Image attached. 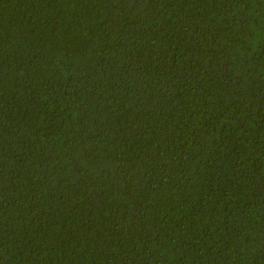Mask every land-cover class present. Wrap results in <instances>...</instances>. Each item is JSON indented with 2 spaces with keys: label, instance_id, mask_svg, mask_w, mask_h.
Segmentation results:
<instances>
[{
  "label": "trees",
  "instance_id": "trees-1",
  "mask_svg": "<svg viewBox=\"0 0 264 264\" xmlns=\"http://www.w3.org/2000/svg\"><path fill=\"white\" fill-rule=\"evenodd\" d=\"M0 264H264V0H0Z\"/></svg>",
  "mask_w": 264,
  "mask_h": 264
}]
</instances>
